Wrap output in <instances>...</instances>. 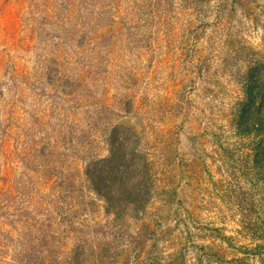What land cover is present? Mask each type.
<instances>
[{
  "label": "rangeland",
  "instance_id": "rangeland-1",
  "mask_svg": "<svg viewBox=\"0 0 264 264\" xmlns=\"http://www.w3.org/2000/svg\"><path fill=\"white\" fill-rule=\"evenodd\" d=\"M260 86L264 0H0V264H264Z\"/></svg>",
  "mask_w": 264,
  "mask_h": 264
},
{
  "label": "trees",
  "instance_id": "trees-1",
  "mask_svg": "<svg viewBox=\"0 0 264 264\" xmlns=\"http://www.w3.org/2000/svg\"><path fill=\"white\" fill-rule=\"evenodd\" d=\"M263 91H264V86H260L259 88H258V93L261 95V101L264 99L263 98Z\"/></svg>",
  "mask_w": 264,
  "mask_h": 264
}]
</instances>
